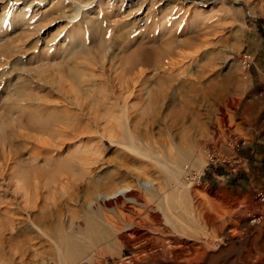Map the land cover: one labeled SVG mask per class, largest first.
Segmentation results:
<instances>
[{
    "label": "rangeland",
    "instance_id": "374dc122",
    "mask_svg": "<svg viewBox=\"0 0 264 264\" xmlns=\"http://www.w3.org/2000/svg\"><path fill=\"white\" fill-rule=\"evenodd\" d=\"M89 1L0 0V264H40L43 260L49 264L56 257L54 242L60 234H43L30 228L31 220L21 209L5 170L7 166L16 167L31 152L41 151L43 136L49 137L40 135L36 124L26 119L24 108L15 106L17 102L26 103L29 88L38 91L37 103L60 102L63 95L69 97L72 107L90 101L86 96L77 100L85 83L79 84L81 89L74 97L75 73L66 69L72 66L74 57L55 55L54 51L70 29L68 21L75 7L86 8ZM109 1L113 7L110 4L107 10L94 14L97 30L86 36L91 51L89 62L96 68L93 79L105 88L107 84L109 95L118 103L134 110L147 109L148 113L140 116V126L152 133L155 146L164 153L194 148L198 157L205 160L204 148L214 144L227 158L231 154L240 156L235 175L259 172V176L249 175V183L244 184L239 178L232 180L229 172L217 176L210 168H202L204 173L193 184L191 201L199 211L206 234L221 240H214V257L195 264H264V218L252 222V216L264 209V201L257 198V192L264 191V152L260 151L264 143L256 142V104H246L251 98L250 89L256 85L249 75L253 65L243 68L240 64L241 53L252 51L251 41L256 20L264 14V0ZM20 8L24 14L19 13ZM84 28L88 32V27ZM141 57L146 64L133 66L132 62ZM164 87V98L159 95L157 103L152 102V92L158 94ZM208 87L214 91L215 103L212 99L211 105L183 104L202 99ZM99 98L102 97L96 95L93 101L98 103ZM170 98L176 101L171 103ZM168 147L172 149L169 151ZM10 148L17 151L16 163L4 159ZM252 148L254 152L250 153ZM106 149L105 158L119 156L108 141ZM129 165L133 173H122L136 182V188L155 206L159 197L149 193L157 192L158 182L166 188L165 174L153 160L139 156ZM140 166L146 175L138 173ZM100 169L116 170L112 164ZM206 170L210 171L208 176ZM54 196V224L62 220L67 228L76 215L84 220L80 195L63 202L66 195L62 198L55 191ZM103 197L101 193L97 195V199ZM41 204L44 202L39 200L38 205ZM93 204L91 201L90 206ZM47 208L44 206L41 211ZM157 211L160 212L158 208ZM207 215L214 223L212 227L205 221ZM10 216L12 230L8 225ZM41 219L42 214L34 222ZM67 235L82 248L78 256H83L81 264H88V260L89 264H119L131 255L130 246H123L111 234H103L104 238L92 247L83 234ZM94 249L101 253L95 255Z\"/></svg>",
    "mask_w": 264,
    "mask_h": 264
},
{
    "label": "bare ground",
    "instance_id": "6f19581e",
    "mask_svg": "<svg viewBox=\"0 0 264 264\" xmlns=\"http://www.w3.org/2000/svg\"><path fill=\"white\" fill-rule=\"evenodd\" d=\"M94 1L90 0L86 8L75 7L68 21L70 29L60 46L54 50L55 55L74 57L72 66L66 68L75 73L73 80L76 83L72 87L74 97L81 89L79 84L85 83L86 88L77 100L86 96L90 99L89 103L75 104L72 107V101L65 95L60 102L37 103L38 91L29 88L26 103L17 102L15 106L24 108L26 119L36 124L40 135L46 134L49 137L45 139V135L43 136L39 149L41 151L31 152L30 156L23 157V162L16 167L7 166L5 174L9 176L14 192L19 196L26 218L31 220L30 228L34 227L43 234H60L54 242L56 257L49 264L82 263L80 260L83 256L78 257L82 248L67 234H83L91 247L104 238L103 234L113 235L123 246H130L131 255L119 264H195L206 257L211 259L214 257L212 246L216 245L214 240L219 242L221 239L206 234L199 211L191 201L193 184L202 172L205 160L198 157V151L194 148H176L172 153H164L155 146L152 133L140 126V116L148 113L147 109L134 110L132 106L118 103L112 98L113 95H109L107 84L105 88L103 83L93 79L96 68L89 62L91 51L86 36L97 30L94 14L107 10L110 4L113 7V2L109 0ZM23 10L20 8L19 13L24 14ZM85 26L88 27V32ZM145 64L144 57L132 62L137 67ZM88 80H91L90 83L85 82ZM165 90L166 87L158 94L152 92V102L157 103L159 95L163 99L161 94ZM96 95L102 97L98 103L93 101ZM170 99L171 103L176 101L175 98ZM212 99L215 103L214 91L212 87H208L202 99L188 100L183 104L211 105ZM163 106L166 107V104ZM106 141L119 151L117 158H105ZM166 149L170 151L172 148ZM137 156L153 160L166 176V188H161L158 182L155 187L157 192L149 193L159 197L155 206L136 188L137 183L122 173V170L129 173L133 171L129 163ZM16 157L17 151H12V148L4 155L6 161L15 163ZM104 164H112L116 170L102 171L103 168H100ZM145 171L141 167L138 173L146 175ZM55 191L60 192L61 197L66 195L62 202L79 198L80 195L84 206V220L82 216L76 215L73 217L76 220L73 222L71 218L67 228L61 223L62 220L54 224L57 220L56 210L52 208ZM99 193L105 198L97 199ZM39 200L45 205H38ZM91 201H94L92 206ZM44 206L48 208L42 212ZM41 214L43 219L36 224L34 221ZM12 221L10 216L9 230H12ZM205 221L211 227L214 225L208 215ZM95 250V255L101 253V250ZM40 264H47V261L43 260Z\"/></svg>",
    "mask_w": 264,
    "mask_h": 264
},
{
    "label": "crops",
    "instance_id": "0c3cea01",
    "mask_svg": "<svg viewBox=\"0 0 264 264\" xmlns=\"http://www.w3.org/2000/svg\"><path fill=\"white\" fill-rule=\"evenodd\" d=\"M258 17L259 18L256 20L257 27L256 30L254 31V36L251 41V45H252L251 55L253 56V60H252L253 67L251 68V71L249 73L250 77L255 80L256 85L250 89L249 94L251 95V98L248 99L246 104L248 106H254V104H256L257 121H256V128L254 130L255 135L257 137L256 142L264 143V14ZM248 114L250 115L249 110H248ZM258 149L256 151H259ZM260 151L264 152L263 146ZM252 152H254V148L250 149V153ZM263 155L261 154L260 157H262ZM224 172L227 173V171L225 170ZM203 173H204V169H203ZM252 174H254V172L250 174L244 173L239 176L231 173L230 176L232 177V180H237L239 178L241 179L240 180L241 182L247 184L249 183L250 176ZM255 174H254L255 176H259L258 170H256ZM217 176H221V175H217Z\"/></svg>",
    "mask_w": 264,
    "mask_h": 264
},
{
    "label": "built area",
    "instance_id": "2783aa9c",
    "mask_svg": "<svg viewBox=\"0 0 264 264\" xmlns=\"http://www.w3.org/2000/svg\"><path fill=\"white\" fill-rule=\"evenodd\" d=\"M253 56L249 52H243L240 55V64L243 68L249 67L252 63ZM205 154V164L204 169L221 167L229 173H237L238 167L240 166L241 158L235 154H231L230 158H227L228 155L223 154L220 149L214 144H209L204 148ZM194 174V173H193ZM203 174L202 172L197 176V180ZM195 175V174H194ZM257 198L261 201H264V191L257 192ZM264 218V209L259 213H256L252 216V222H259Z\"/></svg>",
    "mask_w": 264,
    "mask_h": 264
},
{
    "label": "trees",
    "instance_id": "16d2710c",
    "mask_svg": "<svg viewBox=\"0 0 264 264\" xmlns=\"http://www.w3.org/2000/svg\"><path fill=\"white\" fill-rule=\"evenodd\" d=\"M208 170L216 173L217 175H223L224 174V170L221 167L210 168ZM208 170H206V172H205V175H207V176H208V174H210V171H208Z\"/></svg>",
    "mask_w": 264,
    "mask_h": 264
}]
</instances>
